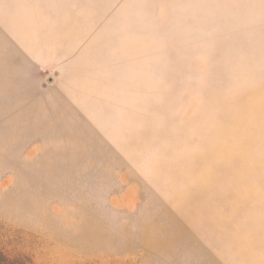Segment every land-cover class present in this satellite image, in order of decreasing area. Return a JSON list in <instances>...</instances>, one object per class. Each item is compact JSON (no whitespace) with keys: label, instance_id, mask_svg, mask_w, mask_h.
<instances>
[{"label":"rangeland","instance_id":"obj_1","mask_svg":"<svg viewBox=\"0 0 264 264\" xmlns=\"http://www.w3.org/2000/svg\"><path fill=\"white\" fill-rule=\"evenodd\" d=\"M0 250L264 264V0H0Z\"/></svg>","mask_w":264,"mask_h":264},{"label":"trees","instance_id":"obj_2","mask_svg":"<svg viewBox=\"0 0 264 264\" xmlns=\"http://www.w3.org/2000/svg\"><path fill=\"white\" fill-rule=\"evenodd\" d=\"M0 264H29L28 261H22L20 259L17 260H9L6 255L0 250Z\"/></svg>","mask_w":264,"mask_h":264}]
</instances>
